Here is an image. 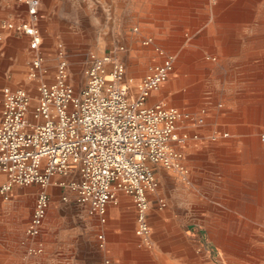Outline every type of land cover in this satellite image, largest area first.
Wrapping results in <instances>:
<instances>
[{"label": "rangeland", "instance_id": "1", "mask_svg": "<svg viewBox=\"0 0 264 264\" xmlns=\"http://www.w3.org/2000/svg\"><path fill=\"white\" fill-rule=\"evenodd\" d=\"M6 1L12 4V8L20 4L17 0ZM169 1L180 6L185 2L192 5L187 10V18H194L192 26H185L182 8H170ZM195 1L193 5L192 0H42L44 11L40 12L39 28L43 36L44 60L40 74L36 79H27L28 65L35 53L16 44L12 54L18 71L12 88L24 87L34 94L39 83L55 81L58 63L64 60L68 82L79 92L87 81L84 71L90 64V54L112 52L120 45L126 51L114 53L124 61L127 84L134 87L160 61L155 47L175 55L173 72L152 93L149 103L164 100L182 111L198 113V118H203L202 123L185 128L179 122L178 131H198L201 138L189 141L182 148L188 173L157 166V185L148 194L149 221L154 223L158 217L167 219L168 241L195 243L196 264H264V201L259 200L260 195L252 200L248 194L234 191L236 188L231 182L240 164L233 160V156L241 152L246 134L232 133L229 129H250L251 141L245 146L248 145L253 153L252 140L257 139L264 151L261 138L264 136V0ZM142 9L147 11V15L142 14ZM9 12L13 13L8 10L6 14ZM178 12L181 17L177 20ZM173 15L175 20H172ZM6 18L4 14L0 15V20ZM143 23H148L147 28ZM150 38L153 39L151 42L142 44L143 40ZM207 46L212 50L206 54L204 49ZM194 48L195 71L203 68L204 63L199 58L201 54L210 65L206 69L208 72L199 77L201 81L194 82H203L205 86L190 88V92L200 96L201 102L194 103L185 98L177 104L175 94L185 90V87L174 84L181 74L179 66L186 65L180 63V55ZM222 49L228 54H223ZM182 76L186 77L187 73H182ZM131 77L133 81L128 82ZM202 109L205 113H201ZM237 110L246 113L245 119L242 122L229 121L228 124L232 125H227L225 116ZM223 132L229 135L223 138ZM211 133L216 134L217 141H211ZM234 138L237 141L233 146L231 141ZM228 148L235 150L229 154ZM258 153L252 156L264 167V152ZM228 155V166L222 171V157L224 160ZM53 181L54 178L47 187L50 204L43 227L44 240L48 239V231L56 227L61 241H98V228L89 234L86 231L84 220L89 217L86 211L72 202L61 200L64 195L72 199L74 194L66 185H53ZM236 187L251 189L244 183ZM119 193L124 194L122 191ZM160 200L165 204L161 210ZM24 208L13 213H0V243L7 246L0 249V264H36V256L27 258L26 248L42 236L30 239L25 235L32 210L26 208L24 211ZM95 224L97 222L91 225ZM180 254L178 262L167 258V264H192L188 250H181Z\"/></svg>", "mask_w": 264, "mask_h": 264}, {"label": "built area", "instance_id": "2", "mask_svg": "<svg viewBox=\"0 0 264 264\" xmlns=\"http://www.w3.org/2000/svg\"><path fill=\"white\" fill-rule=\"evenodd\" d=\"M17 1L25 7V16L18 21H4L2 27L27 37L26 48L35 53L27 79L33 80L39 76L44 60L39 28L41 0ZM149 42L151 38L142 44ZM154 50L160 61L134 87L127 84L124 61L114 53L126 51L120 45L112 52L90 54V64L84 71L87 81L79 92L68 82L64 60L58 63L55 81L39 83L34 94L24 87L3 89L0 172L7 178L1 191L9 190L11 185L40 187L25 226L28 238L36 239L42 233L51 179L72 170L77 172V179L57 182L74 194L72 199L62 196V201L97 216L102 224L107 205L116 204L117 194L122 191L132 197L138 232L148 238V194L157 185L156 168L188 173L182 148L200 139L201 133L179 132L178 123L188 128L203 121L198 113L182 111L164 100L149 103L152 93L168 80L174 68L172 54L160 47ZM132 81V77L128 79ZM227 136L223 132L222 137ZM209 138L217 141L215 133ZM164 206L160 200V207ZM97 238L102 241L103 235L99 233ZM40 251L28 249L31 254Z\"/></svg>", "mask_w": 264, "mask_h": 264}, {"label": "crops", "instance_id": "3", "mask_svg": "<svg viewBox=\"0 0 264 264\" xmlns=\"http://www.w3.org/2000/svg\"><path fill=\"white\" fill-rule=\"evenodd\" d=\"M193 5L196 4L195 0H192ZM170 8L177 10L182 8V18L184 20L185 26H192L194 23V18H187V10L192 8V5L185 2L184 5H179L175 1L167 2ZM16 8H12V4L6 0H0V15L4 14L7 20H0V121H1V110H2V92L5 87H12L15 84V73L17 70L16 58L13 57L12 49L16 44H20L23 49L26 48L27 37L20 34L9 31L2 27L4 21H11L17 16L25 15V7L22 4H17ZM12 10L13 13L6 11ZM42 0L40 12H43ZM142 14L147 15L145 9L141 10ZM193 14V13H192ZM177 20L181 17V13L176 14ZM143 19V17H142ZM172 20H175L173 15ZM144 28H147L148 23H143ZM177 27V25H176ZM180 29V28H179ZM182 29V28H181ZM209 38V37H208ZM246 42L247 37L244 36ZM210 39V38H209ZM208 39V40H209ZM153 39L151 38V41ZM179 41L181 39H178ZM175 39V41H178ZM197 41V40H196ZM194 40V42L196 43ZM210 41V40H209ZM192 50V49H191ZM183 51L180 55V63L186 64L185 66H179L181 74L177 76V81L174 82L180 88L185 87L184 91H179L175 94V103L180 104L182 99H189L194 103L201 102L200 96L195 95V92H190L191 87L195 86H205L203 82L195 83V81L200 80L202 75L206 74L209 68L206 61L203 60L202 54L199 58L203 61L204 65L200 70L195 71V65L193 63V58L196 56L195 48L194 50ZM211 47L204 49L206 52H211ZM214 51V49H213ZM217 51V50H216ZM246 53V44L245 49ZM223 54H228V51L222 49ZM168 53V52H167ZM171 54V53H168ZM193 54V55H192ZM198 54V53H197ZM173 55V54H172ZM175 60V55H173V62ZM187 73V76H182V73ZM245 72V71H244ZM196 74V75H195ZM189 75V76H188ZM195 75V76H194ZM189 77V78H188ZM172 86V84H171ZM177 86V87H178ZM173 88V87H172ZM189 89V92L188 90ZM150 102V98H149ZM246 113L244 111H237L229 113L225 116L224 122L236 121L242 122L245 119ZM223 122V121H222ZM224 124V125H226ZM242 126V125H241ZM232 133H245L246 136L242 140V150L241 152H236L233 156V160L240 164V169L235 177H233L232 184L236 188L234 191L246 193L253 200L256 199L254 196L260 195L259 200L264 201V167L262 163L254 160L252 154L257 155L262 154L264 151L261 147L254 148L253 153L250 152L249 146H245L246 143L251 141L252 131L243 127L242 130H237L235 127H229ZM236 138L231 141V145H235ZM231 150L228 152L230 154ZM252 150V149H251ZM256 151V152H255ZM262 151V152H261ZM225 152V149L222 150ZM228 157H226L221 162L222 171L223 168L228 166ZM7 175L0 172V213H13L20 210L23 206L24 211L28 208L29 211L32 210L33 201L35 200L36 194L38 192L37 185L30 186H20L11 185L9 190L1 191V188L6 183ZM78 178L77 172L72 170L66 175H56L54 176L53 185H57L60 180L70 181ZM244 183L250 186L249 191L238 188L237 185ZM162 207L159 208L161 210ZM150 209V206H149ZM85 228L86 231L92 233L93 229H99V232L103 235L102 241H61L58 230L56 227L51 228L48 231V239L44 240L43 230L40 235L41 239L34 243H29L26 248L27 258L30 256H36V264H167V258L178 262L180 260V251L188 250L191 256L192 264H196V245L192 242H172L167 240V219L163 217H158L154 223H151L148 218V223L150 226V232L147 239H144L138 232L137 221H136V211L132 201V197L127 194L119 193L117 194V203L108 204L106 210V220L104 223L98 222V217L94 215H89L86 217ZM97 222L95 225L92 223ZM153 225V229L152 226ZM44 229V228H43ZM154 230V231H153ZM39 237V238H40ZM140 239L138 240L137 239ZM5 244L0 243V249H6ZM29 248H38L41 251L35 254L28 252Z\"/></svg>", "mask_w": 264, "mask_h": 264}, {"label": "bare ground", "instance_id": "4", "mask_svg": "<svg viewBox=\"0 0 264 264\" xmlns=\"http://www.w3.org/2000/svg\"><path fill=\"white\" fill-rule=\"evenodd\" d=\"M249 2H250V1H249ZM253 2H254V0H253ZM253 2H252V3H253ZM250 3H251V2H250ZM250 3H249V4H250ZM231 15H232V13H231ZM254 16H255V15H254ZM259 16H260V14H259ZM250 17H251V16H250ZM262 17H263V16H262ZM260 19H261V18H260ZM262 19H263V18H262ZM262 22H263V20H262ZM259 36H260V35H259ZM254 41H255V40H254ZM255 117H256V115H255ZM228 135H229V134H228ZM261 138L264 140V136H261ZM258 142H259V141H258L257 139H256V140L253 139V140H252V144H253V146L256 147V148H258V145H259ZM253 150H254V149H253ZM248 216H249V215H248ZM258 216H259V215H258ZM258 218H259V217H258ZM249 224H251V223H249ZM255 224H256V223H255ZM250 228H251V227H250ZM249 230H250V229H249ZM242 231H244V229H242ZM254 231H255V230H254ZM239 232H240V231H239ZM247 232H248V231H247ZM250 232H251V231H250ZM241 234H242V233H241ZM243 234H244V233H243ZM254 234H255V233H254ZM256 234H257V233H256ZM258 235H259V234H258ZM261 235H262V233H261ZM241 236H242V235H241ZM251 237H252V236H251ZM263 237H264V236H263ZM248 242H250V240H249ZM260 245H261V244H260ZM262 245H263V244H262ZM262 245H261V246H262ZM240 246H241V245H240ZM263 247H264V246H263ZM243 248H245V247H243ZM255 248H256V247H255ZM253 249H254V248H253ZM253 249H252V250H253ZM254 250H255V249H254ZM247 251H248V250H247ZM252 253H253V252H252ZM262 253H263V252H262ZM245 255H246V254H245ZM246 256H247V255H246ZM251 258H252V257H251ZM262 258H264V257H262ZM255 259H256V258H255ZM257 260H258V259H257ZM259 261H260V260H259ZM262 263H263V262H262Z\"/></svg>", "mask_w": 264, "mask_h": 264}]
</instances>
